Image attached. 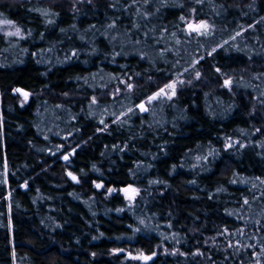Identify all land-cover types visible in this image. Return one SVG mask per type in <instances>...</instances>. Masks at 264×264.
I'll return each instance as SVG.
<instances>
[{
  "label": "trees",
  "instance_id": "1",
  "mask_svg": "<svg viewBox=\"0 0 264 264\" xmlns=\"http://www.w3.org/2000/svg\"><path fill=\"white\" fill-rule=\"evenodd\" d=\"M0 20V264H264V0H0Z\"/></svg>",
  "mask_w": 264,
  "mask_h": 264
},
{
  "label": "rangeland",
  "instance_id": "2",
  "mask_svg": "<svg viewBox=\"0 0 264 264\" xmlns=\"http://www.w3.org/2000/svg\"><path fill=\"white\" fill-rule=\"evenodd\" d=\"M189 24H192V25H198V24H201V23H199V22H196V23H194V22H188L187 24H186V28L187 29H189ZM0 32L1 33H11V28L9 27V25H6V24H4V21H2V20H0ZM181 81H180V79L179 78H176L175 80H172V81H170V82H168L166 85H170V84H175L176 85V83H180ZM165 89V93H167V92H171V90L172 89H170V88H164ZM19 90V91H18ZM13 94H16L17 95V98H18V101H19V103L20 104H24L26 101H27V99H28V97H29V92H27V91H24L23 89H17L16 91H14L13 90ZM141 101H143L144 102V104L146 103V104H148V101H149V98H146L145 100H141ZM137 104V103H136ZM233 142H236V140H233ZM87 143V140H85V141H83V142H81V143H79L78 145H76V146H74V147H79V146H81L82 145V147L85 145ZM2 146V145H1ZM3 147V146H2ZM73 147V148H74ZM81 147V148H82ZM73 148H71V149H73ZM81 148H78L77 149V151L79 150V149H81ZM71 149H69V150H71ZM68 150V151H69ZM68 151H65L64 153H62L61 155H60V157H59V159L64 155V154H66V153H68ZM76 151V152H77ZM75 152V153H76ZM75 155V154H74ZM73 155V156H74ZM73 156H71L70 158H68L67 160H69V159H71ZM61 160V159H60ZM67 160H61V161H67ZM3 171H5V170H3ZM74 175L71 173V175H70V177L72 178ZM97 185H101V183H98ZM98 188H100V187H98ZM116 187L114 188V187H112V186H109L106 190H105V192L106 193H113V192H115L116 191ZM120 189H122V190H120V193L122 194V196L127 200V202L128 203H131L132 201H133V198L137 195V191L134 193V192H132L131 190L132 189H135V190H137V188L135 187V186H133V185H125L123 188H120ZM128 190L127 192L125 191V190ZM117 190H119V189H117ZM130 197H132V198H130ZM114 251H116L117 253H120V252H123V253H126L127 254V256L128 257H130V258H132V259H134V260H139V261H143L144 260V257H150L149 256V254H146L145 252H143L142 250H129V249H122V248H114L113 249ZM148 261H149V259H148ZM259 263V261H258V259L255 257V261H254V263H252V264H258Z\"/></svg>",
  "mask_w": 264,
  "mask_h": 264
},
{
  "label": "snow or ice",
  "instance_id": "3",
  "mask_svg": "<svg viewBox=\"0 0 264 264\" xmlns=\"http://www.w3.org/2000/svg\"><path fill=\"white\" fill-rule=\"evenodd\" d=\"M181 19H183V17ZM4 24H6V25L11 24V21H4ZM208 29H209V25L207 23H201L198 25L189 24V35H191L192 33H196L198 35H206L208 32ZM18 34H19V30H17L16 33H9V35H18ZM237 35H239V33H237ZM233 39H235V37H233ZM230 83H231V81H225L226 85H228ZM165 87L172 89L173 90L172 94L173 95L175 94V87H176L175 84L166 85ZM129 88H131V85H129ZM164 93H165V89H163V88L160 89V92H158L155 96H152L149 98L148 103H151L153 100L160 98ZM170 98L171 97H169V99ZM93 103H95V100L93 101ZM139 107H140L141 111H147V108L145 107V105L141 104ZM129 111H132V110L129 109ZM65 159L67 160L68 158L65 157ZM69 175H71V173H69ZM72 179L76 180V177L73 176ZM97 187H101V185H97ZM125 191L127 192L128 190L126 189ZM131 191L135 193L137 190L132 189ZM130 198H132V197H130ZM245 203H247V201H245ZM144 259L148 260V259H151V257H144Z\"/></svg>",
  "mask_w": 264,
  "mask_h": 264
},
{
  "label": "water",
  "instance_id": "4",
  "mask_svg": "<svg viewBox=\"0 0 264 264\" xmlns=\"http://www.w3.org/2000/svg\"><path fill=\"white\" fill-rule=\"evenodd\" d=\"M141 104L145 105L143 101H139V102H137V104L135 105V107H136V109H137L140 113H144L145 111H141V110H140V107H139V106H140ZM81 147H82V145L79 146V147H78V146H77V147H74L73 149L69 150L68 153L64 154L60 159H61V160H66L65 157L70 158L71 156H73V155L75 154V152L77 151V149H78V148H81Z\"/></svg>",
  "mask_w": 264,
  "mask_h": 264
}]
</instances>
